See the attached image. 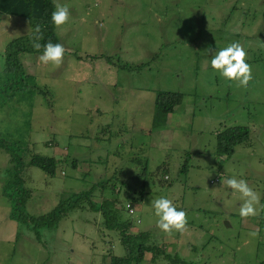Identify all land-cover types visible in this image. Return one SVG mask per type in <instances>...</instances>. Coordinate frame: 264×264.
Segmentation results:
<instances>
[{"label":"rangeland","instance_id":"1","mask_svg":"<svg viewBox=\"0 0 264 264\" xmlns=\"http://www.w3.org/2000/svg\"><path fill=\"white\" fill-rule=\"evenodd\" d=\"M58 2L70 9L68 23L56 27L63 63L21 54L27 78L6 75L4 66L6 46L30 35V22L0 15V139L22 146L25 158L33 149L59 161L53 178L23 170L26 212L46 215L87 191L100 203L108 188L133 232L152 233L179 264H264V210L243 220L240 194L223 183L248 181L264 205V0ZM232 42L247 52V88L211 67L214 52ZM159 92L184 100L155 128ZM238 126L250 129L249 140L232 157L220 154L217 134ZM10 167L0 147V264H111L125 256L119 235L88 207L39 234L15 220L4 194ZM161 197L187 213L183 234L156 227L152 201ZM143 264L171 262L147 254Z\"/></svg>","mask_w":264,"mask_h":264},{"label":"trees","instance_id":"2","mask_svg":"<svg viewBox=\"0 0 264 264\" xmlns=\"http://www.w3.org/2000/svg\"><path fill=\"white\" fill-rule=\"evenodd\" d=\"M54 11L53 0H0V15L25 18L30 22L32 29L37 24L41 26L44 39L41 44L48 41L60 43L56 26L52 23L51 13ZM43 49L36 51L30 42V35L12 40L5 49L6 75L28 77L20 59L21 54H42ZM184 95L174 92H159L155 104L154 122L155 128L166 124L167 116L174 113L175 109L182 104ZM251 131L247 127H232L217 134L218 152L232 157L236 147L248 141ZM0 147L10 155L11 167L7 170V179L4 183V194L13 202L14 215L19 222L29 223L35 233L43 228H57L60 222L71 211L90 208L99 211L103 217V226L109 231L119 235L121 244L126 253L123 257L111 256V264H143L146 255L151 254L153 261L160 258L168 260L171 264H179L177 257L168 254L164 246L160 245L152 237L150 232L134 233V222L131 219H122L119 203L116 198L108 197L104 188L100 193L101 202L93 200L94 192L75 193L62 200L50 213L34 217L29 215L25 207L31 199V191H26L23 185L22 173L27 167H36L43 170L47 176L55 177L59 161L54 157L38 155L33 149L28 150V157L21 155L22 146H12L0 139ZM75 164V162H74ZM16 189L14 192L13 189ZM133 204V203H132Z\"/></svg>","mask_w":264,"mask_h":264},{"label":"clouds","instance_id":"3","mask_svg":"<svg viewBox=\"0 0 264 264\" xmlns=\"http://www.w3.org/2000/svg\"><path fill=\"white\" fill-rule=\"evenodd\" d=\"M53 5L54 11L51 13V20L57 28H60L68 23L70 9L68 5L61 4L58 0H53ZM28 32L31 46L38 52L43 49L38 58L39 62L42 65L51 64L59 67L64 60L65 47L60 43L51 41L42 45L40 41L44 39V36L39 24L34 29L28 28ZM246 60L247 52L244 47L239 42H232L227 47L216 50L210 63L212 69L219 72L224 79L235 82L237 87L247 88L253 76L251 65ZM223 183L233 192L240 194L243 202L239 208V216L243 220L258 216L257 206H260V210H264V205L260 203V194L253 190L248 181L233 177L224 180ZM152 207L154 215L158 218L156 227L164 233L171 235L175 231L183 234L187 230V213L184 210H179L172 200L165 197L155 199L152 201ZM249 235L256 238L259 233L252 231Z\"/></svg>","mask_w":264,"mask_h":264},{"label":"built area","instance_id":"4","mask_svg":"<svg viewBox=\"0 0 264 264\" xmlns=\"http://www.w3.org/2000/svg\"><path fill=\"white\" fill-rule=\"evenodd\" d=\"M126 209L128 210L129 214L135 215L134 207L132 204H127Z\"/></svg>","mask_w":264,"mask_h":264}]
</instances>
